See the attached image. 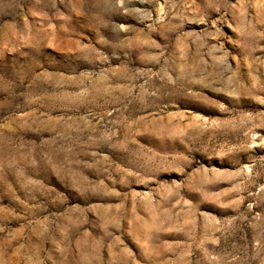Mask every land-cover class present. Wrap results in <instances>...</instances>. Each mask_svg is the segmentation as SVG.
Returning a JSON list of instances; mask_svg holds the SVG:
<instances>
[{"label":"rangeland","instance_id":"obj_1","mask_svg":"<svg viewBox=\"0 0 264 264\" xmlns=\"http://www.w3.org/2000/svg\"><path fill=\"white\" fill-rule=\"evenodd\" d=\"M0 264H264V0H0Z\"/></svg>","mask_w":264,"mask_h":264}]
</instances>
